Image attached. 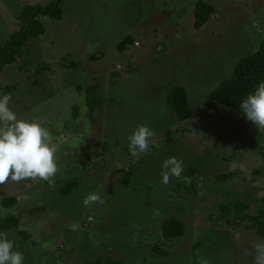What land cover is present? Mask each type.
Wrapping results in <instances>:
<instances>
[{"label":"rangeland","instance_id":"obj_1","mask_svg":"<svg viewBox=\"0 0 264 264\" xmlns=\"http://www.w3.org/2000/svg\"><path fill=\"white\" fill-rule=\"evenodd\" d=\"M49 1L0 0V47L20 28L23 6ZM197 1L64 0L61 19L45 18V31L0 72V95L11 93L18 118L42 120L57 147L54 184L0 185V214L19 219L1 231L24 264H252L245 250L264 239V130L209 101L264 38V0H205L215 13L199 29ZM127 35L133 42L120 49ZM94 85L101 104L90 109ZM177 85L193 108L184 120L167 102ZM141 125L154 143L133 157L128 138ZM169 157L184 168L164 184ZM93 192L104 202L84 206ZM5 196L16 203L4 205ZM239 200L246 210L235 218L229 205L223 218L221 204ZM170 216L185 222L182 236H162Z\"/></svg>","mask_w":264,"mask_h":264},{"label":"clouds","instance_id":"obj_2","mask_svg":"<svg viewBox=\"0 0 264 264\" xmlns=\"http://www.w3.org/2000/svg\"><path fill=\"white\" fill-rule=\"evenodd\" d=\"M11 100V93L0 95V185L23 180H43L52 185L59 171L52 136L42 120L18 118L9 106ZM239 107L248 121L264 130V81L241 100ZM154 137L155 132L148 126L137 127L128 138L131 155L138 157L147 153ZM163 168L166 171L162 173V182L167 184L170 176L181 175L184 166L182 160L169 157ZM185 180L190 182L188 177ZM103 202L104 197L98 192L89 193L82 201L84 206ZM245 252L252 257V264H264V239L253 241ZM24 260L15 240L0 231V264H24Z\"/></svg>","mask_w":264,"mask_h":264},{"label":"trees","instance_id":"obj_3","mask_svg":"<svg viewBox=\"0 0 264 264\" xmlns=\"http://www.w3.org/2000/svg\"><path fill=\"white\" fill-rule=\"evenodd\" d=\"M63 2L64 0H51L47 3H31L23 6L21 14L19 16L21 26L19 29L11 32L6 44L0 47V72L8 64L15 63L21 56L24 45L27 41L36 35H40L45 31V18L52 17L61 19L63 15ZM215 13V6L205 0H198L195 5L194 26L201 28ZM129 42H133L131 35H127L120 43L119 48L124 49ZM97 56L92 55L91 58L95 59ZM264 81V38L260 42L258 48L243 56L238 60L232 75L224 79L211 93V104H224L230 108L241 110L239 103L243 100L247 94L252 92L259 82ZM98 86V85H97ZM88 88V92H91L88 98V105L90 109H94L101 104V97L94 94L95 87ZM99 87V86H98ZM167 102L172 107L180 120L187 119L192 115L193 108L190 106L189 98L187 95L186 87L177 85L172 88L167 96ZM76 186V181L72 180L65 186L61 187L63 193L69 192ZM1 194V190H0ZM17 201L14 196H5L2 198L4 205H13ZM232 205L235 213V218L238 217V211H244L247 207L246 203L241 200L232 201L231 203L221 204V215H224L229 211ZM264 218V214L262 215ZM234 218V219H235ZM231 218L227 220V223L223 225H233ZM264 222L260 223L263 224ZM19 219L16 215L0 214V231L10 230L12 228H18ZM161 234L163 237H177L182 236L186 231L185 222L176 216H170L165 218L160 226ZM23 238H29L28 235L21 233ZM82 264H125L113 258L107 259H93L83 262Z\"/></svg>","mask_w":264,"mask_h":264},{"label":"flooded vegetation","instance_id":"obj_4","mask_svg":"<svg viewBox=\"0 0 264 264\" xmlns=\"http://www.w3.org/2000/svg\"><path fill=\"white\" fill-rule=\"evenodd\" d=\"M23 238V236H21ZM24 239V238H23Z\"/></svg>","mask_w":264,"mask_h":264},{"label":"crops","instance_id":"obj_5","mask_svg":"<svg viewBox=\"0 0 264 264\" xmlns=\"http://www.w3.org/2000/svg\"><path fill=\"white\" fill-rule=\"evenodd\" d=\"M206 23H207V22H206ZM206 23H205V24H206Z\"/></svg>","mask_w":264,"mask_h":264}]
</instances>
